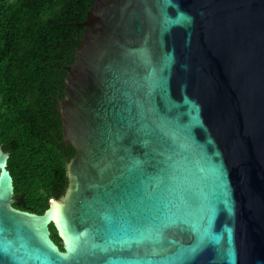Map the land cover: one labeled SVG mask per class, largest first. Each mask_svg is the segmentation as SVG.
I'll return each instance as SVG.
<instances>
[{"label":"water","instance_id":"water-1","mask_svg":"<svg viewBox=\"0 0 264 264\" xmlns=\"http://www.w3.org/2000/svg\"><path fill=\"white\" fill-rule=\"evenodd\" d=\"M79 27L67 186L12 206L0 145V264H264V0H93Z\"/></svg>","mask_w":264,"mask_h":264},{"label":"trees","instance_id":"trees-1","mask_svg":"<svg viewBox=\"0 0 264 264\" xmlns=\"http://www.w3.org/2000/svg\"><path fill=\"white\" fill-rule=\"evenodd\" d=\"M92 2L0 0V145L18 209L42 214L67 186L75 151L62 140L57 99Z\"/></svg>","mask_w":264,"mask_h":264},{"label":"flooded vegetation","instance_id":"flooded-vegetation-1","mask_svg":"<svg viewBox=\"0 0 264 264\" xmlns=\"http://www.w3.org/2000/svg\"><path fill=\"white\" fill-rule=\"evenodd\" d=\"M63 140V139H62ZM7 151V150H6ZM14 198H16V196H15V194H14ZM18 198H16V199H14V201L15 200H17ZM13 201V202H14ZM12 206H13V203H12ZM57 237H58V235H57ZM52 238V237H51ZM58 241H59V244L56 242V241H54L58 246H59V248L61 249V250H63V248H62V245H61V241H60V239H59V237H58ZM61 245V246H60Z\"/></svg>","mask_w":264,"mask_h":264}]
</instances>
